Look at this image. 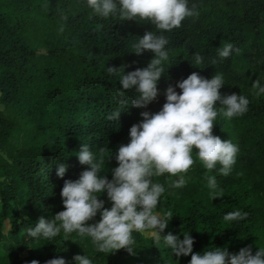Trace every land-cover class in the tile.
Returning <instances> with one entry per match:
<instances>
[{
	"label": "trees",
	"instance_id": "obj_1",
	"mask_svg": "<svg viewBox=\"0 0 264 264\" xmlns=\"http://www.w3.org/2000/svg\"><path fill=\"white\" fill-rule=\"evenodd\" d=\"M191 2L199 15L165 33L171 65L157 82V97L139 108L130 103L133 90L118 93V75H109L106 67L123 66L127 73L147 66L154 54L137 55L131 44L153 30L150 22L104 19L92 15L83 0H0V264H12L20 248L39 264L56 257L74 264L76 254L91 257L93 264H188L191 254L171 255L162 241L141 232L132 253L120 248L114 255L98 252L90 237L75 232L48 240L29 238L26 229L64 210V180L77 179L88 167L75 155L81 143L104 161L100 174L111 179L116 150L128 143L130 126L143 119L139 113L159 111L168 85L192 72L209 79L223 73L221 94L240 92L250 103L242 116L218 115L212 127L214 135L239 146L227 176L197 163L182 188H168L167 173L154 178L166 187L157 210L173 214L161 236L182 239L189 231L193 252L220 247L235 254L247 246L254 254L264 246V95L255 96L251 87L256 79L264 83V0ZM226 41L237 51L220 60L217 48ZM193 53L205 56V66L192 64ZM58 162L66 164L63 177L56 175ZM208 176L218 185L212 199ZM99 199L111 207L106 193ZM235 208L248 213L245 220L225 221L223 214ZM99 219L98 211L86 223Z\"/></svg>",
	"mask_w": 264,
	"mask_h": 264
},
{
	"label": "clouds",
	"instance_id": "obj_2",
	"mask_svg": "<svg viewBox=\"0 0 264 264\" xmlns=\"http://www.w3.org/2000/svg\"><path fill=\"white\" fill-rule=\"evenodd\" d=\"M92 15L104 19L117 17L120 20L134 19L150 22L154 27L142 36H135L131 47L137 55L150 50L154 55L146 67L124 72L121 67H106L109 75H118V93L133 90L130 103L146 108L158 95L157 82L169 62V39L165 33L182 27L189 17H196L199 11L191 0H83ZM237 49L231 42H224L217 48L220 60L229 58ZM193 65L205 66V56L193 53ZM212 63H216L215 60ZM225 84L223 73L215 72L209 79L192 72L186 78L168 85L164 90L165 102L159 111H141L143 118L129 128V141L116 150L117 166L110 169L111 179L101 175L104 163L90 148L81 143L75 153L79 163L88 167L79 173L75 180L65 179L60 195L64 210L50 219L40 217L26 229L32 239L51 240L61 231L65 234L75 232L90 237L98 252H111L124 248L129 253L135 249L132 233L138 231L150 235L154 241L163 242L170 254L176 257L191 254L188 264H264V246L253 254L250 247H242L235 254L227 249L211 247L203 252H193L194 238L189 231L182 232L183 238L172 233L161 236L171 212L158 211L165 184L155 180L168 174V188H182L186 174L194 164L204 169H215L227 176L236 162L238 144L231 139H221L212 133L218 115L225 118L242 116L248 111L250 103L247 95L232 92L222 95L219 89ZM254 95H264V83L253 80ZM175 88H179L177 93ZM125 105L129 98L122 101ZM216 102H219L217 106ZM121 110L110 114L116 119ZM196 149L194 151L193 149ZM109 158V157H108ZM219 165V167H217ZM66 164L58 162L56 175L63 177ZM209 195L217 197L218 187L214 176L206 178ZM106 193L111 207H104L105 201L99 199ZM95 223H86L97 215ZM248 213L241 208L226 211L223 219L228 222L245 220ZM74 264H93L91 257L76 254ZM28 264H39L32 260ZM45 264H69L63 257L49 259Z\"/></svg>",
	"mask_w": 264,
	"mask_h": 264
},
{
	"label": "rangeland",
	"instance_id": "obj_3",
	"mask_svg": "<svg viewBox=\"0 0 264 264\" xmlns=\"http://www.w3.org/2000/svg\"><path fill=\"white\" fill-rule=\"evenodd\" d=\"M138 231H133L132 233V239L137 235ZM19 254L18 257L12 262V264H28V262L34 260L33 257L30 254V250L26 248H20L18 250ZM114 255H120L118 254V249L112 251Z\"/></svg>",
	"mask_w": 264,
	"mask_h": 264
}]
</instances>
